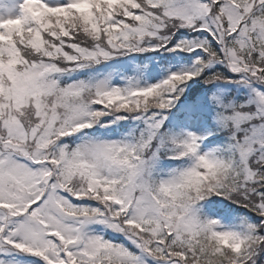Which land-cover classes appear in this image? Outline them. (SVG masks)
Returning a JSON list of instances; mask_svg holds the SVG:
<instances>
[{"label":"snow or ice","instance_id":"obj_1","mask_svg":"<svg viewBox=\"0 0 264 264\" xmlns=\"http://www.w3.org/2000/svg\"><path fill=\"white\" fill-rule=\"evenodd\" d=\"M264 264V0H0V264Z\"/></svg>","mask_w":264,"mask_h":264},{"label":"rangeland","instance_id":"obj_2","mask_svg":"<svg viewBox=\"0 0 264 264\" xmlns=\"http://www.w3.org/2000/svg\"><path fill=\"white\" fill-rule=\"evenodd\" d=\"M21 264H32V261L19 257Z\"/></svg>","mask_w":264,"mask_h":264}]
</instances>
